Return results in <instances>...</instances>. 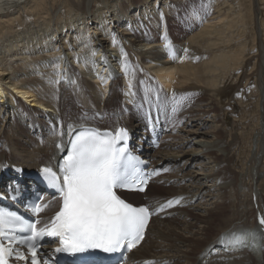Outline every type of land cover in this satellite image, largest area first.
<instances>
[{
    "label": "bare ground",
    "instance_id": "bare-ground-1",
    "mask_svg": "<svg viewBox=\"0 0 264 264\" xmlns=\"http://www.w3.org/2000/svg\"><path fill=\"white\" fill-rule=\"evenodd\" d=\"M197 1L0 0V177L8 164L26 170L52 164L62 154L61 141L66 145L79 126L126 124L141 131L147 114L155 119L160 112L147 99V77L154 100V83L170 100L183 92L199 97L180 107L182 128H169L166 110L158 114L166 136L151 158L166 172L145 194L158 193L161 181L172 183L168 195L147 202L156 209L173 201L174 217L151 222L131 263L264 264L253 203L255 193L264 210V0H204L202 10ZM175 20L184 30L176 41L181 52L168 41ZM248 64L252 73L243 77L253 74L254 91L261 93L253 112L252 100L241 97V113L228 130L217 98ZM122 82L127 97L135 94L139 102L118 109ZM141 96L145 118L138 115ZM233 147L246 160L251 185L244 172L237 181L228 169ZM131 196L143 205L140 195ZM240 233L245 239L233 244L232 235Z\"/></svg>",
    "mask_w": 264,
    "mask_h": 264
},
{
    "label": "snow or ice",
    "instance_id": "snow-or-ice-1",
    "mask_svg": "<svg viewBox=\"0 0 264 264\" xmlns=\"http://www.w3.org/2000/svg\"><path fill=\"white\" fill-rule=\"evenodd\" d=\"M172 111L175 113L177 108L173 107ZM127 135L124 128L115 134L94 129L79 131L71 141L70 154L60 165L61 174L57 175L51 168L42 169L63 201L51 227L38 230L36 223L0 209V264H9L14 254L20 260L28 259L16 252L11 246L13 243L26 245L31 251L32 264H40L36 259L37 243L45 235L60 239L61 247L55 249L56 252L73 255L94 249L114 253L125 247L129 251L136 247L143 239L151 213L147 207H134L116 194L117 188L132 185H139L143 191V185L147 184V178L137 166V158L126 147H118L121 141H126ZM173 203L168 201L167 206ZM40 210L34 208L36 212ZM260 223L264 225V218ZM25 231L29 234L17 240L14 233ZM244 239V234L231 237L233 244Z\"/></svg>",
    "mask_w": 264,
    "mask_h": 264
},
{
    "label": "rangeland",
    "instance_id": "rangeland-1",
    "mask_svg": "<svg viewBox=\"0 0 264 264\" xmlns=\"http://www.w3.org/2000/svg\"><path fill=\"white\" fill-rule=\"evenodd\" d=\"M185 2H186V0H185ZM198 2V6H200V9L202 10L203 9V7L205 8L206 7V9H207V2L206 1H204V0H198L197 1ZM194 2H191L190 3V5H192ZM263 13V12H262ZM187 14V13H186ZM188 15V14H187ZM262 16H264V13H263V15ZM189 18V17H188ZM187 17H186V19H188ZM191 22V21H190ZM179 23L175 20V21H172L171 22V24H170V28H169V30H168V41H169V43H171L172 42V44H173V46L174 47H177V50H179V52H181V51H184V49H182V46H180V45H178L177 43H176V41L179 39V38H181L182 39V36H183V34L182 33H184L183 31V29L182 28H179L177 25H178ZM168 44V43H167ZM171 45V44H170ZM169 46V45H168ZM167 46V47H168ZM163 49H165L166 47H162ZM168 48H171L170 46L168 47ZM200 51V50H199ZM153 51H147L146 53H148V54H150V53H152ZM253 68V64L251 65V64H248L247 66H246V68L245 69H241V70H239V71H237L236 72V74H233V76L230 78V79H228L227 80V83L224 85V86H222V90L223 91H221L222 93H221V95H220V98H217V109H216V111L218 112V113H221V118L223 117L224 118V120H225V127H226V129H230V130H233L232 128L235 126V123H236V120H237V118L239 117V115H240V110L242 109V107H243V105H241V97H243L245 100H248V102L250 101V99L252 100V102H250V105H249V110H250V112H253V111H255V107H256V102H257V100L256 99H258V96H257V94L259 95L261 92L259 91V93H255V91H254V89L256 88L257 89V85L256 84H258L257 83V81L258 80H256V78H254V76H253V74L250 76V78H249V81H247V80H245V76H248L249 74H251L252 73V69ZM239 72V73H238ZM121 72H119V74H120ZM143 73H144V79H145V77H146V73H145V71H143ZM238 76V77H237ZM244 76V77H243ZM240 78V79H239ZM146 79H147V77H146ZM251 81V82H250ZM250 83V84H249ZM156 84H159V83H156ZM156 84L154 83V87H155V90H157L156 88H157V86H156ZM123 85V84H122ZM122 85H121V87H122ZM249 89V90H248ZM165 90V89H164ZM253 91H254V93H253ZM157 92H158V90H157ZM250 93V94H249ZM142 95H143V93H141ZM140 94V95H141ZM158 94V96H159V92L157 93ZM166 94H168L167 92H166ZM154 95V94H153ZM195 95V93L193 94V96ZM250 95V96H249ZM162 97H163V95H161ZM148 97V96H147ZM152 97V96H151ZM175 97V99H173ZM197 97H199V96H197ZM196 97V98H197ZM167 98V97H166ZM195 98V99H196ZM238 98V99H237ZM250 98V99H249ZM108 98L106 97V100H107ZM139 99V98H138ZM141 99H143L142 98V96H141ZM162 99V98H161ZM172 99L173 100H170V98H167V101H165V102H163V108H166L168 105H169V103H168V101L170 100V101H172V102H175V100H177V103H178V109L181 111V114H183L184 113V110H181L180 109V107L182 106H188L189 104H191V102L193 103L194 102V100L195 99H193L192 98V94L191 93H185V92H183V93H179V94H176L175 96H173L172 97ZM118 101H117V107L118 106H120V103H122V104H125L124 102L125 101H123L121 98H118L117 99ZM120 100V101H119ZM140 100V99H139ZM163 100H164V98H163ZM198 100V99H197ZM166 106V107H165ZM180 106V107H179ZM173 107V106H172ZM172 107L170 108V110H172ZM169 110V111H170ZM260 112H263V110L260 108ZM78 116H80L81 115V113L79 114H77ZM238 115V116H237ZM235 117V118H234ZM41 119V118H40ZM46 119V120H45ZM43 120H44V122L45 123H48V118H43ZM175 120H177L178 121V123L180 122V125L181 124H183L184 122H185V116H183V115H180V114H178V115H176L175 116ZM183 126V125H182ZM182 126H180V128H182ZM240 128V127H239ZM246 128H248V131H250V128L247 126ZM256 128V130H254L253 131V133H252V140H253V137H254V133H255V131H257V129H258V127H255ZM240 130H241V128H240ZM251 132V131H250ZM177 133V132H176ZM240 141V140H239ZM241 142V143H240ZM240 142H237V144H238V146L240 145V146H242L243 144H242V141H240ZM237 146V147H238ZM236 151H237V148H235V147H233L232 148V153H231V155H230V158H229V163H228V169L230 170V171H232V177L236 180L237 179V181L239 180V178L237 177V175H238V173L240 174V176H242V173L244 172V176H245V178H244V180H245V182L246 183H250V185H251V176H250V174H249V171H244V169H243V165H242V162L244 163V161H246L245 159H244V157L243 158H241L240 156H239V154H237L236 153ZM239 152V151H238ZM235 163V164H234ZM248 175V176H247ZM247 177V178H246ZM248 181V182H247ZM164 185V184H163ZM164 187V186H163ZM162 187V189L160 190V191H158V193H157V191L154 189V190H152L150 193H149V195L150 196H153V197H155V198H157L156 196H155V194H160L159 195V197H163L162 195H168V194H166V190H168V189H170L171 187H172V185L171 184H168V185H165V187L163 188ZM250 194H248V196H249ZM158 197V198H159ZM249 198H250V196H249ZM206 214V213H205ZM165 220H168V219H165Z\"/></svg>",
    "mask_w": 264,
    "mask_h": 264
}]
</instances>
